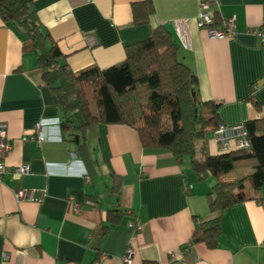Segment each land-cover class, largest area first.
I'll use <instances>...</instances> for the list:
<instances>
[{"label": "crops", "instance_id": "1", "mask_svg": "<svg viewBox=\"0 0 264 264\" xmlns=\"http://www.w3.org/2000/svg\"><path fill=\"white\" fill-rule=\"evenodd\" d=\"M138 1L32 4L79 78L123 59L126 44L164 24L180 45L181 59L195 70L199 97L219 104L220 123L264 118V43L246 31L264 23V0H209L213 16L236 20V32L222 37L197 26L202 0H153L146 23L134 20ZM31 47L26 35L0 17V121L11 142L0 175V264H94L102 253L101 264H120L130 244L131 264H264V184L254 189L248 183L251 198L223 209L219 242L209 247L190 238L196 221L213 215L207 200L213 178L199 179L186 156L143 146L137 131L124 123L89 125L82 146L63 136L29 138L37 120L62 115ZM50 129L56 133L55 126ZM238 141L232 134L224 147L210 131L197 145L203 142L216 153L237 148ZM19 164L27 171L15 173ZM115 177L118 193L112 190ZM23 186L44 188L43 199L17 200L14 190ZM116 204L119 222L97 232L110 223L107 209ZM132 220H138V231L129 225Z\"/></svg>", "mask_w": 264, "mask_h": 264}, {"label": "trees", "instance_id": "2", "mask_svg": "<svg viewBox=\"0 0 264 264\" xmlns=\"http://www.w3.org/2000/svg\"><path fill=\"white\" fill-rule=\"evenodd\" d=\"M134 20L146 23L154 13L153 0L133 3ZM0 17L32 43L31 51L41 69L42 79L56 93L61 106L60 130L64 138L84 144L85 129L96 122L124 123L133 127L143 146L169 149L177 158L187 155L199 179L213 178L207 200L213 215L196 221L190 242L218 244L223 209L251 198L246 186L264 184V118L243 124L249 147L209 153L202 142L219 124L218 103L198 94L197 75L179 55L180 45L164 24L150 34L125 45V57L79 78L65 60L57 41L42 24L32 0H0ZM215 22L220 18L214 16ZM251 168L244 176L224 177L234 169ZM117 177L112 190L118 193ZM109 224L119 222L118 204L107 209Z\"/></svg>", "mask_w": 264, "mask_h": 264}, {"label": "built area", "instance_id": "3", "mask_svg": "<svg viewBox=\"0 0 264 264\" xmlns=\"http://www.w3.org/2000/svg\"><path fill=\"white\" fill-rule=\"evenodd\" d=\"M209 0H202L199 3V12L196 18V24L199 27H204L206 31L213 37H222L226 35H232L236 32V20L234 17H227L220 20L219 23L215 22L214 16L209 12ZM247 32L252 33L262 39L264 43V23L261 26H249L246 29ZM51 126L56 127V133L51 130ZM215 139L220 141L221 144L226 147L229 144V136L235 134L238 136L239 141L237 147H249L250 141L248 138V130L243 123L236 125H226L219 122L218 126L212 130ZM36 141L48 140L53 138H61L60 119L58 117L53 118H40L37 120L32 128V132L28 136ZM24 139L27 136L23 137ZM11 142L7 135L6 122L0 121V175L4 171L5 163L4 159L7 156ZM13 171L17 174H21L27 171L26 164H19L13 167ZM186 188V187H185ZM14 195L17 200H30L40 202L44 195L45 189L41 187H18L14 190ZM79 206L75 205V210H78ZM129 225L134 228V231H138L140 224L138 220H132ZM6 256V253H5ZM105 256L102 253L94 264H101V258ZM134 258V249L130 244L125 252L120 256V264H131Z\"/></svg>", "mask_w": 264, "mask_h": 264}, {"label": "rangeland", "instance_id": "4", "mask_svg": "<svg viewBox=\"0 0 264 264\" xmlns=\"http://www.w3.org/2000/svg\"><path fill=\"white\" fill-rule=\"evenodd\" d=\"M186 156V158H187V160H188V156L187 155H185ZM244 171V169H234V170H231L230 172H228L227 174H230L231 172H243Z\"/></svg>", "mask_w": 264, "mask_h": 264}]
</instances>
